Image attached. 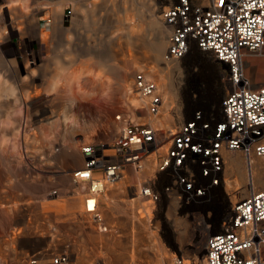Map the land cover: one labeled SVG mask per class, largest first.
Instances as JSON below:
<instances>
[{
    "label": "rangeland",
    "instance_id": "374dc122",
    "mask_svg": "<svg viewBox=\"0 0 264 264\" xmlns=\"http://www.w3.org/2000/svg\"><path fill=\"white\" fill-rule=\"evenodd\" d=\"M109 2L117 12L129 8L127 4L143 12V18L133 17L128 27L145 29L144 21L154 9L162 24L161 0H25L8 3V14L0 13V237L10 246L14 241L25 243L35 232L60 236L65 215L78 219L82 228L81 245L69 247L76 255L71 264H160L156 251L148 246L147 231L155 232L158 246L172 264L182 260L194 264L204 258L205 236L219 228L213 215L228 205L220 191H216L220 193L217 203L201 209L182 208L176 200L165 202L167 231L163 230V235L158 221L146 229L136 224L144 214L140 203L135 206L136 198L132 204L120 203L125 207L122 211L107 209L104 204L110 205V196L115 197L108 191L102 195L108 200H102L101 210L104 223L105 218L109 222L106 232L100 233L83 216L81 190L86 187L77 186L68 175L83 165V144L115 138L122 127L116 116L128 112L140 117L136 121L149 120L133 89L135 73L143 70L157 82L161 93L170 95L168 111L151 119L158 128L174 127L178 116L187 117L193 109L215 108L225 88L221 70L209 55L193 53L183 61H165L168 29L164 25V55L156 62L147 54L149 39L139 41L141 35L135 34L127 40L126 26L110 13ZM128 15L127 11L120 17L127 19ZM47 18L51 19L49 28L41 22ZM115 52L126 53L124 64L130 65L114 61L111 55ZM244 61L249 62L246 73L251 80L255 73H264V56L246 53ZM165 63L173 66L167 74L170 90L160 84ZM147 67H154V75ZM193 97L199 99L197 103L190 102ZM228 156L234 163L232 171L225 169L224 175L229 180L237 178L241 189L236 192L245 194V159L239 152H229L225 158ZM254 162L264 168L259 159ZM150 171L148 166L145 172ZM54 190L56 195H50ZM63 190L68 191L67 200L62 199ZM228 191L233 198L229 185ZM120 193L122 200L125 191ZM136 212L142 215L133 217ZM52 246L49 263L60 255L62 240L55 238Z\"/></svg>",
    "mask_w": 264,
    "mask_h": 264
},
{
    "label": "built area",
    "instance_id": "2783aa9c",
    "mask_svg": "<svg viewBox=\"0 0 264 264\" xmlns=\"http://www.w3.org/2000/svg\"><path fill=\"white\" fill-rule=\"evenodd\" d=\"M161 1L159 17L168 29L165 61H183L193 53L209 55L223 76L219 103L191 110L170 129L136 121L140 117L134 113L118 115L123 125L119 136L111 143L96 139L82 145L83 167L68 175L77 186L88 184L81 190L89 196L85 209L101 232L107 226L98 211L102 203L95 199L106 190L104 183L126 181L122 203L139 197L150 212L140 218L147 216L149 225L158 221L162 235L167 231L165 202L201 209L217 203L213 194L220 189L228 205L213 213L220 224L205 236V264H264V188L257 189L250 179L246 193L231 199V180L224 175L229 152L241 153L245 161L257 158L264 166V87L253 89L244 67L246 53L264 56V0ZM41 22L51 26L50 18ZM133 89L145 101L148 118L159 115L163 99L154 79L141 70L134 75ZM148 166L151 171L145 172ZM210 221L207 213L206 225ZM67 263L62 254L52 259V264Z\"/></svg>",
    "mask_w": 264,
    "mask_h": 264
},
{
    "label": "bare ground",
    "instance_id": "6f19581e",
    "mask_svg": "<svg viewBox=\"0 0 264 264\" xmlns=\"http://www.w3.org/2000/svg\"><path fill=\"white\" fill-rule=\"evenodd\" d=\"M133 5L134 4H131L130 6L127 4V7H129V8H121V11L120 12H117V8H115V6L111 3V2H109V5H108V8L110 9V13L113 15V17L115 16L116 17V20H117V22H119L121 25H125L126 26V28H124V31H125V34H126V38H127V40H130V39H132L133 38V36L135 35V34H138V35H141V38L139 39L138 38V40L139 41H142V40H144L145 38H147V39H149L150 41V45L151 46H149V49H150V51H149V53H148V51H147V54L148 55H150L156 62H159V61H161L162 60V57H163V55H164V50H165V42H164V27H163V24H160L159 22H158V20H157V17H155V9L153 10V11H151L150 12V14L148 15V20L147 21H144V23L146 24V27H145V29H143V28H141V27H135V26H129L128 27V23H130L132 20H133V17H136V18H138V19H142L143 18V12L139 9V8H134L133 7ZM153 6V5H152ZM84 8H86L87 9V7L85 6ZM152 8V7H151ZM131 10L133 11V13L132 14H130V12H131ZM129 12V15H130V17L129 18H122L121 19V17H120V14L122 13V14H125L126 12ZM128 15V16H129ZM59 22V21H58ZM117 25H119V24H117ZM123 29V28H122ZM165 29H166V27H165ZM132 34V35H131ZM43 37L42 38H44L45 36L44 35H42ZM168 36V35H167ZM134 40H137V38L136 39H134ZM134 40H133V42H134ZM131 42V41H130ZM143 42V41H142ZM137 44V43H136ZM140 44V43H139ZM142 44V43H141ZM138 45V44H137ZM136 46V45H135ZM134 46V47H135ZM144 46V45H143ZM138 47V46H137ZM140 50V49H139ZM142 50V49H141ZM141 53V52H140ZM134 56V55H133ZM136 56V55H135ZM134 56V57H135ZM140 56V55H139ZM144 56V55H143ZM259 56V55H258ZM111 57L113 58V60L115 61H119L120 63H125V61H126V53L124 54V53H117V52H115V54L114 55H111ZM128 57V56H127ZM141 58H142V56H140ZM129 58V57H128ZM131 58V57H130ZM147 59L149 60V58L147 57ZM152 59V60H153ZM142 61V60H141ZM139 62V61H138ZM154 62V61H153ZM152 62V63H153ZM141 63V62H140ZM246 63V62H245ZM245 63H244V65H245ZM117 65V64H116ZM128 66L130 65L129 63L127 64ZM126 65V66H127ZM124 66H125V64H124ZM125 66V67H126ZM171 67H173V66H170L169 65V63H165V70L164 69H162V71H161V73H162V77H160L161 78V81H160V84L163 86V88L165 89V90H170V81H167V74H168V72H170V70H171ZM128 68V67H127ZM108 69L109 68H107V67H105L104 68V70H106V71H108ZM117 69L118 70H120L121 69V67L119 66H117ZM110 70V69H109ZM125 72V71H124ZM147 72L148 73H151V74H153L154 75V72H155V70H154V67H147ZM121 73V72H120ZM131 73V72H130ZM129 74V73H128ZM160 74V73H159ZM129 75H131V74H129ZM125 76V75H124ZM126 77H127V75H126ZM169 80V79H168ZM155 83L157 84V82L155 81ZM162 88V87H161ZM162 88V89H163ZM160 91H162V90H160ZM163 94V93H162ZM165 94V95H164ZM163 95H162V99H163V104H162V110H161V112L159 113V115H156V116H149V123L152 125V126H154L153 125V123H152V118L153 119H155V118H157V117H159L160 115H161V113L163 112V114H165L167 111H168V107L170 106V104H171V102H169L168 100L170 99V95L168 94V93H164ZM137 95V94H136ZM138 96V95H137ZM139 98V97H138ZM140 99V98H139ZM198 98H192V99H190V102H192V101H194L195 103H197L198 102ZM140 101L142 102V104H145V101L143 100V99H140ZM168 101V102H167ZM170 101H171V99H170ZM193 102V103H194ZM179 114V113H178ZM161 117V116H160ZM178 120H180L179 119V116H178V118H177ZM161 120H162V118H161ZM160 120V121H161ZM162 123V122H161ZM123 126V125H122ZM120 132H121V128L118 130V133H117V135L115 136V138L113 139V141L119 136V134H120ZM109 143H111V142H109ZM84 145V144H83ZM82 154V153H81ZM226 156V155H225ZM82 157L84 158V155H82ZM233 158V157H232ZM225 160H226V170H228V171H232V166H233V161H234V159L232 160L231 159V157L230 156H228L227 157V159L225 158ZM83 163H84V159H83ZM245 163H246V168H247V171H246V184H247V182H248V180H250V179H252L253 180V182H254V184H255V186H256V188L257 189H259L258 187L259 186H261V185H264V168L260 165V164H258V163H256V162H254V160L251 158V160L250 161H248V160H246L245 161ZM82 167H83V165H82ZM82 167H80L79 169H81ZM255 176H257V181H256V178H255ZM77 180H79V179H77ZM77 182H79V181H77ZM81 182V181H80ZM104 183V182H103ZM102 183V184H103ZM124 183L125 182H123V181H121V182H119V183H117V184H114V185H111V184H106V183H104V187L106 188V190L105 191H103V193H106L107 192V189L108 188H110V189H112V192H114V194H115V198H112V197H110V200H109V202L112 204H108L107 202L104 204L105 206H106V208L107 209H113L114 207L115 208H117V209H120L119 211H122V210H124L123 209V207L124 206H121V205H119L120 203H122V201H119L118 200V198H117V196H116V194H117V192L120 190V188L122 187V185H124ZM80 184H83L87 189H88V184L87 183H80ZM122 184V185H121ZM229 184V186H231V189H232V193H235L234 195H233V198H232V196L230 195V198L231 199H235L237 196H238V193H239V195H240V193L241 192H236V191H238L239 189H241V184L239 183V180H237V178H232V180H231V182L230 183H228ZM118 185H120V186H118ZM99 186V185H98ZM246 186V185H245ZM139 188V187H138ZM245 189L244 190H246V187H244ZM243 190V191H244ZM259 190H261V189H259ZM218 191H220L221 193H222V191L219 189ZM103 193L101 194V195H98L97 197H96V202L98 203H102V200H108V199H102L103 197H102V195H103ZM76 194V193H75ZM220 193H218V192H214V194L213 195H215V197L217 196V195H219ZM136 195H138L137 194V191H136V189H135V196ZM221 195H223V194H221ZM76 196H77V194H76ZM107 196V195H106ZM83 200L81 201V203H82V207L81 208H83V216H85V218H87L88 219V222L89 223H92V221H91V218H90V215L89 214H87V211H86V209H85V205H86V200H87V198L89 197V196H86V195H84L83 194ZM81 199V198H80ZM130 202V201H129ZM131 202H134L133 200L131 201ZM130 202V203H131ZM139 202H137V203H134L135 204V206H137V204H138ZM80 204V203H79ZM132 204V203H131ZM92 205H93V202L92 201H90L89 202V204H88V207L89 208H91L92 207ZM140 205H141V203H140ZM80 206V205H79ZM134 206V205H133ZM125 208V207H124ZM142 208V209H141ZM140 209H141V211L144 213V214H147V215H150V212L145 208V206H142V207H140ZM103 210V209H102ZM102 210H101V207H100V209L98 208V211L101 213V215H103V213H102ZM118 211V212H119ZM136 213H138V212H136ZM141 215H142V213H140ZM139 214V215H140ZM81 216H82V213L80 214ZM131 216H133V215H131ZM133 217H137L136 215H134ZM140 217H143V215L142 216H140ZM139 217V221H137L136 222V224L138 225V226H140V227H142V228H148V220L146 219V217L147 216H145V219L143 218V219H141ZM104 219V218H103ZM84 220V219H83ZM85 222H86V220H85ZM103 222H104V220H103ZM87 223V222H86ZM135 224V225H136ZM216 224H217V222H216ZM155 225H156V223H155ZM134 227V226H133ZM98 230V229H97ZM106 230H107V227H106ZM99 231V230H98ZM100 233H102L101 231H99ZM147 234H149V238H147V243H148V246L150 247V248H152L153 250H155L156 251V253H157V257H156V259H157V262H159L160 264H172V261H170V259H167V257L166 256H164V252L162 251V248H160L159 246H158V244H157V240L154 238L155 236H154V233L152 234V233H148V231L146 232ZM144 246V245H143ZM195 262V261H194ZM68 264V263H67ZM178 264V263H177ZM180 264H188L187 263V261H184V260H182L181 262H180ZM194 264H205V261H204V258H203V260H201V261H198V262H195Z\"/></svg>",
    "mask_w": 264,
    "mask_h": 264
},
{
    "label": "crops",
    "instance_id": "0c3cea01",
    "mask_svg": "<svg viewBox=\"0 0 264 264\" xmlns=\"http://www.w3.org/2000/svg\"><path fill=\"white\" fill-rule=\"evenodd\" d=\"M24 1L25 0H0V13L3 12V15L8 14L7 9L10 8V6L7 5L8 3L15 4L16 2ZM244 63L246 73L249 62L244 61ZM246 75L253 89L264 87V73H261V75L255 73V77L253 78V80H251L247 73ZM126 183L127 182L125 181L123 188L117 192V198L119 197V195L121 196L122 193L120 192L125 191ZM108 191H111L110 194L112 193V189L108 188L107 192ZM68 195V191H62V199L67 200ZM118 200H121V198H118ZM135 200L141 203V201H139V197H136ZM105 220L109 222L108 219L105 218ZM107 222H105V224H107ZM5 238L7 240L8 236H6ZM55 238H57V240H62V249H59L58 252L62 255H65L68 259V264H71L72 259H76V255L70 253L69 247L71 245H74L76 247L81 245L82 228L81 223L78 219L68 218L65 215H62V234L60 236H56L53 233L40 235L39 232H35L29 235L28 239H25L27 240L25 241V243L20 244L21 242L19 243V241H14L10 246L5 245L2 241L3 239L0 237V247H2L1 255L3 258L2 264H52L49 263V261L52 254L51 251L52 249L54 250V246H52V243Z\"/></svg>",
    "mask_w": 264,
    "mask_h": 264
}]
</instances>
